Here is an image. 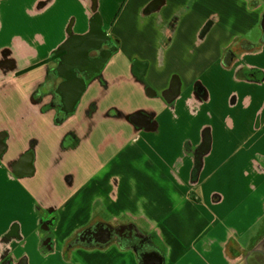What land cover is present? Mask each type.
Here are the masks:
<instances>
[{"label":"crops","instance_id":"obj_1","mask_svg":"<svg viewBox=\"0 0 264 264\" xmlns=\"http://www.w3.org/2000/svg\"><path fill=\"white\" fill-rule=\"evenodd\" d=\"M94 14L112 54L65 114L54 93L60 60L45 63L87 34ZM263 16L262 0H0V264L24 254L27 264H138L116 242L73 246L98 222L150 236L165 264H241L257 252ZM206 127L212 148L192 185ZM36 205L55 217L52 236Z\"/></svg>","mask_w":264,"mask_h":264},{"label":"water","instance_id":"obj_2","mask_svg":"<svg viewBox=\"0 0 264 264\" xmlns=\"http://www.w3.org/2000/svg\"><path fill=\"white\" fill-rule=\"evenodd\" d=\"M264 2V0H262ZM261 42H264V16L259 24ZM108 44V37L101 29V21L94 16L90 21V30L83 36H72L58 49L60 61L54 69V75L62 82L59 84V97L61 98L62 110L65 114H71L76 110L81 96L85 92L89 79L84 73L87 67H93L98 74L108 62L112 52L106 50L102 59H92L91 55L101 51ZM116 52V50H115ZM82 75V76H81ZM194 98L202 103L206 100V90L196 82L194 84ZM150 90H147L149 93ZM180 88L175 80L170 87V96L176 97ZM212 148L211 129L206 127L201 133V144L194 153L195 164L191 175V184L196 185L204 159L210 154ZM194 178V179H193ZM14 234V233H13ZM150 236H147L133 227H112L106 223H95L79 232L73 242V246H80L86 249H104L116 242L122 249L132 250L137 258L138 264H165V258ZM247 256L248 264H264V256L260 254ZM252 259V260H251ZM21 264H24L22 262Z\"/></svg>","mask_w":264,"mask_h":264},{"label":"trees","instance_id":"obj_3","mask_svg":"<svg viewBox=\"0 0 264 264\" xmlns=\"http://www.w3.org/2000/svg\"><path fill=\"white\" fill-rule=\"evenodd\" d=\"M94 16H97L96 14H94ZM109 40V39H108ZM111 41V40H110ZM117 47V46H116ZM54 56H56L57 57V59L60 57L58 54H53V56L49 59V61L47 62V63H45V64H48V63H50L51 62V60H53L54 59ZM33 98L35 99L36 98V96H33ZM64 121V116L63 115H60V114H58L57 116H56V120H55V123L56 124H60V123H62ZM183 152H186L187 154H189V155H192V152H191V150H190V141L189 140H186V141H184L183 142ZM192 149V148H191ZM36 212H38V214H40V216H41V218L42 219H40V229L39 230H41V231H43V232H46V233H49V235L50 236H52V233L51 232H53L54 231V229H55V221H56V219H55V217H53V215H50L49 214V216H48V213H42V210H41V208L38 206V205H36ZM16 227H14V228H12V230H11V232L10 233H16V229H15ZM72 246V244H70L69 245V243L67 244V248L68 249H72V248H70ZM156 247H158V249H159V246H157V244H156ZM159 251L162 253V251L159 249ZM1 264H12V260H11V258L10 257H7L6 255L5 256H3L2 257V259H1Z\"/></svg>","mask_w":264,"mask_h":264},{"label":"flooded vegetation","instance_id":"obj_4","mask_svg":"<svg viewBox=\"0 0 264 264\" xmlns=\"http://www.w3.org/2000/svg\"><path fill=\"white\" fill-rule=\"evenodd\" d=\"M105 52H106V49H102L101 51H98V52H95L91 55V58L92 59H103L105 57ZM60 56V55H59ZM61 57V56H60ZM60 57H59V60H60ZM54 72V70H53ZM86 73V75H88V77H94L96 76L97 74L94 72V69L93 67H87V70L84 72ZM82 76V75H81ZM62 82V81H61ZM60 81L56 84V86H54V93L56 94V96H58V101L60 100L61 102V98L59 97L60 95V92L58 91L59 90V84L61 83ZM62 104V103H61ZM62 112H64L63 110H61ZM255 257V259L260 256V254H262L264 256V242L261 240L259 242V245H258V251L257 252H254L253 253ZM252 260V259H251ZM246 262H247V259H246ZM248 264V263H247Z\"/></svg>","mask_w":264,"mask_h":264},{"label":"rangeland","instance_id":"obj_5","mask_svg":"<svg viewBox=\"0 0 264 264\" xmlns=\"http://www.w3.org/2000/svg\"><path fill=\"white\" fill-rule=\"evenodd\" d=\"M129 227H130V226H129ZM245 239H246V237L243 238L242 241L244 242ZM261 239H264V234L260 237V239L258 240V242H257V244H256L255 247L258 248V245H259V242H260ZM29 247H30V246H29ZM29 247L27 248V252L30 254V252H29ZM27 258H28V256H27L26 254H24V256H23L22 259L20 260L19 264H21L22 262H24V264H27ZM206 262H207V260H206ZM218 262H219V263L221 262V263L223 264V262L220 261L219 259H218ZM219 263H218V264H219ZM241 264H247L245 258L243 259V261H242Z\"/></svg>","mask_w":264,"mask_h":264}]
</instances>
